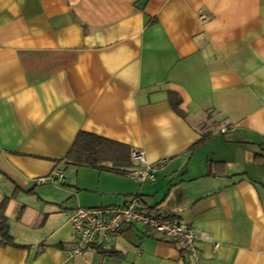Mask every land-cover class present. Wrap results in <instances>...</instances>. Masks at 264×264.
Instances as JSON below:
<instances>
[{
    "label": "crops",
    "instance_id": "crops-1",
    "mask_svg": "<svg viewBox=\"0 0 264 264\" xmlns=\"http://www.w3.org/2000/svg\"><path fill=\"white\" fill-rule=\"evenodd\" d=\"M81 131L162 163L143 184L101 172L122 199L100 206L138 197L207 235L201 264H264V0H0V264H192L138 224L101 246L120 257L65 256L75 208L36 180ZM74 187L53 189L97 207Z\"/></svg>",
    "mask_w": 264,
    "mask_h": 264
},
{
    "label": "built area",
    "instance_id": "built-area-1",
    "mask_svg": "<svg viewBox=\"0 0 264 264\" xmlns=\"http://www.w3.org/2000/svg\"><path fill=\"white\" fill-rule=\"evenodd\" d=\"M200 20L205 22L208 18L200 15ZM131 158L136 168L127 176L140 184L153 182L154 171L162 163L149 164L143 151H131ZM66 182L59 170H54L47 178L36 180L37 185L52 183L63 186ZM69 222L72 233L71 241L64 249L67 258L101 247L110 238L118 235L125 225L142 224L161 241L174 245L192 264H201L197 246L199 242L209 240L205 233L180 224L171 215L145 210L138 197H130L120 206L77 208L72 212ZM217 248L218 244H213V250Z\"/></svg>",
    "mask_w": 264,
    "mask_h": 264
},
{
    "label": "trees",
    "instance_id": "trees-1",
    "mask_svg": "<svg viewBox=\"0 0 264 264\" xmlns=\"http://www.w3.org/2000/svg\"><path fill=\"white\" fill-rule=\"evenodd\" d=\"M171 106L174 112L183 116L179 110L180 101L170 94ZM205 138L203 136L200 142ZM130 148L122 143L111 141L87 132H79L72 147L65 157V163L74 167L95 169L99 172H109L127 176L133 167ZM31 193V192H30ZM14 198V197H11ZM5 197L0 201V245H13V238L9 233L8 219L5 210L9 200ZM103 257H120V254L112 249L102 247L95 248Z\"/></svg>",
    "mask_w": 264,
    "mask_h": 264
},
{
    "label": "rangeland",
    "instance_id": "rangeland-1",
    "mask_svg": "<svg viewBox=\"0 0 264 264\" xmlns=\"http://www.w3.org/2000/svg\"><path fill=\"white\" fill-rule=\"evenodd\" d=\"M63 172V176L65 177L66 180H69V186L67 185H59V184H52V183H47L46 185H43V187L45 188V191H48L50 193V196L53 198H57L60 200H64L67 199V202H71L68 206V208L73 207V208H77L78 204L76 202V200L74 199V197H69L70 195L66 194L65 197V193L64 194H60V192H57L56 190L53 189V187L58 188V189H64V190H75L74 184H76V182H80L81 185H87V186H92L93 188H96L95 186L99 185V191H94L92 190L90 194H87V196L89 198H93L96 199L98 198V205H96L97 207H102L100 206V199H104L107 196H109V199H116V198H120L122 199V197H119V195H116L113 192V189H115V187L112 186L111 183V179H117L115 178V176L106 174V173H101L98 172L95 169H91V168H85V167H74V166H67L65 168V170L62 171ZM102 175L103 180H100V176ZM126 179V178H125ZM100 182V184H99ZM133 183V182H132ZM68 184V183H67ZM138 185V184H137ZM139 186V185H138ZM93 193V194H92ZM96 194V195H94ZM82 195H86L85 193ZM130 198H127L126 200H128ZM112 205L114 206L115 204H107L104 205L103 207ZM118 205V204H116ZM49 207V206H48ZM47 207V209H48ZM79 208V207H78ZM19 211V210H17ZM15 212L14 217H17L19 212ZM139 227H143L144 226L142 224H138ZM110 244V243H109ZM109 244H107L109 246Z\"/></svg>",
    "mask_w": 264,
    "mask_h": 264
}]
</instances>
